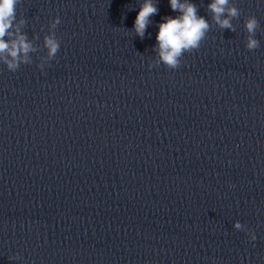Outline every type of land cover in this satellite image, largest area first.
Segmentation results:
<instances>
[{
    "label": "water",
    "instance_id": "95a60500",
    "mask_svg": "<svg viewBox=\"0 0 264 264\" xmlns=\"http://www.w3.org/2000/svg\"><path fill=\"white\" fill-rule=\"evenodd\" d=\"M143 2L19 0L33 51L15 72L0 54V264H264V0H230L235 31L188 0L211 27L176 69L156 35L179 13L152 0L141 38Z\"/></svg>",
    "mask_w": 264,
    "mask_h": 264
},
{
    "label": "clouds",
    "instance_id": "9594fccd",
    "mask_svg": "<svg viewBox=\"0 0 264 264\" xmlns=\"http://www.w3.org/2000/svg\"><path fill=\"white\" fill-rule=\"evenodd\" d=\"M18 3L19 0H0V54L7 53V56L2 58L3 63L12 72H15L21 64H29L28 53L33 51L27 40V35L21 31L26 21L23 18L17 19L16 8ZM169 4L172 11L178 12L179 15L163 18L158 25L156 40L160 62L169 69H176L180 66V58L185 52H191L200 47L211 25L204 17L197 15L196 4L188 2V0H184V2L169 0ZM207 9L212 14V20L220 29L235 31L231 21L240 16V11L231 4L230 0H211ZM157 11L158 9L152 0H144L133 24L137 36L144 37L149 18L155 15ZM60 22V18L56 17L50 24L51 34L45 36V46L48 49L49 59L54 58L60 48V42L55 32L52 31ZM244 27L248 33L246 48L248 50L258 48L259 42L254 38L259 27L257 19L254 16H249L244 21ZM6 36L10 38L15 36V38L9 44L5 42ZM38 67L42 69L43 65H38ZM234 227L237 230L243 229L239 222ZM251 239L255 240V235H252ZM17 258L18 256L9 257V259Z\"/></svg>",
    "mask_w": 264,
    "mask_h": 264
}]
</instances>
